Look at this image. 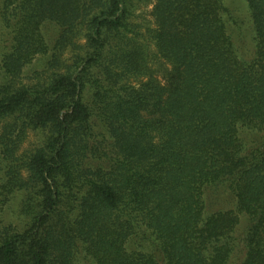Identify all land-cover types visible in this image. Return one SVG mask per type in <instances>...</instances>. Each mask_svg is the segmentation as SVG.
<instances>
[{
	"label": "trees",
	"instance_id": "16d2710c",
	"mask_svg": "<svg viewBox=\"0 0 264 264\" xmlns=\"http://www.w3.org/2000/svg\"><path fill=\"white\" fill-rule=\"evenodd\" d=\"M0 264H264V0H0Z\"/></svg>",
	"mask_w": 264,
	"mask_h": 264
},
{
	"label": "rangeland",
	"instance_id": "374dc122",
	"mask_svg": "<svg viewBox=\"0 0 264 264\" xmlns=\"http://www.w3.org/2000/svg\"><path fill=\"white\" fill-rule=\"evenodd\" d=\"M148 8H150V6Z\"/></svg>",
	"mask_w": 264,
	"mask_h": 264
}]
</instances>
